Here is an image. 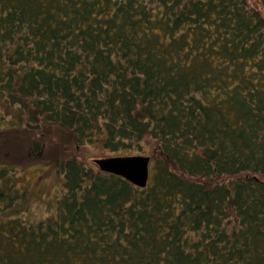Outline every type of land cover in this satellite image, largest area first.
<instances>
[{
	"label": "trees",
	"instance_id": "obj_1",
	"mask_svg": "<svg viewBox=\"0 0 264 264\" xmlns=\"http://www.w3.org/2000/svg\"><path fill=\"white\" fill-rule=\"evenodd\" d=\"M0 117L64 188L30 221L0 175V264H264V0H0Z\"/></svg>",
	"mask_w": 264,
	"mask_h": 264
},
{
	"label": "rangeland",
	"instance_id": "obj_2",
	"mask_svg": "<svg viewBox=\"0 0 264 264\" xmlns=\"http://www.w3.org/2000/svg\"><path fill=\"white\" fill-rule=\"evenodd\" d=\"M8 128L9 124L0 117V175L7 169L16 171L17 175L13 178V182L20 196L18 204L24 211L23 215L30 221L41 220L56 210L57 200L64 192L60 168L47 161L49 131L29 128L30 131L6 133L5 130ZM145 151H149L148 145ZM131 152L139 154L137 149ZM131 152L127 151L123 154ZM76 154L86 158L89 164L94 163V158L120 155L118 152L103 153L93 146L77 151ZM3 182L9 184L7 181Z\"/></svg>",
	"mask_w": 264,
	"mask_h": 264
},
{
	"label": "water",
	"instance_id": "obj_3",
	"mask_svg": "<svg viewBox=\"0 0 264 264\" xmlns=\"http://www.w3.org/2000/svg\"><path fill=\"white\" fill-rule=\"evenodd\" d=\"M141 161V157L137 158ZM149 160L147 157L146 162ZM95 161L100 166H107L110 169H117L116 172L126 176L128 179L134 181L135 183L145 185V181L143 180V172L144 169L140 168L137 160L135 159H120V157H115L113 160H109L106 158H96ZM118 166H121L119 169Z\"/></svg>",
	"mask_w": 264,
	"mask_h": 264
}]
</instances>
